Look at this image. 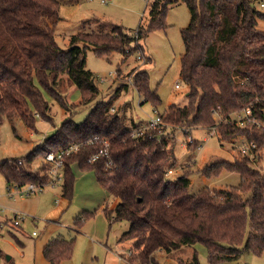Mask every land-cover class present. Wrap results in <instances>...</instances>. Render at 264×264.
I'll list each match as a JSON object with an SVG mask.
<instances>
[{
    "label": "trees",
    "instance_id": "1",
    "mask_svg": "<svg viewBox=\"0 0 264 264\" xmlns=\"http://www.w3.org/2000/svg\"><path fill=\"white\" fill-rule=\"evenodd\" d=\"M183 1L191 12L189 24L182 29L181 78L188 87L186 105L170 104L162 126L133 136L125 116L111 112L115 96L128 88L129 83H124L114 97L97 101L83 122L74 120L69 107L61 125L29 156L0 162L9 186L47 184L51 168L47 153L80 144L65 158L62 194L72 196V164L95 170L100 184L119 199L115 207L105 208L110 223H129L118 241L131 244L126 257L131 264H164L160 253L170 256L198 243L205 245L210 264H228L245 251L264 254V176L249 165L248 155L245 161L222 160L202 169L207 177L216 175V170L220 174L222 168L239 173V185L229 190L205 187L191 193L187 174L166 175L177 165L174 147L169 148L167 141L169 125L181 126L185 133L190 127L212 128L218 114L226 120L219 130L229 138L241 130L232 121L239 110L250 107L264 120V31L258 27L264 11L255 0ZM168 2L154 0L151 29L164 26ZM60 4L59 0H0V126L5 119L20 118L36 129V116L52 121L45 92L67 103L60 89L65 79L80 90L79 105H88L99 88L86 66L87 48L92 45L101 55L124 52L127 46L132 50L131 44L150 31L140 28L137 37L136 32L126 34L120 26L115 27L119 33L82 31L64 50L55 38ZM136 73L134 86L145 96L144 101L157 105L161 99L150 88L147 71ZM247 137L259 150L264 130L252 135L247 132ZM102 150L96 160H90ZM35 162L37 166L29 168ZM83 220L80 215L74 223L82 225ZM74 246V238L56 237L46 244L43 254L52 264H60L73 256ZM181 262L200 264L195 252L191 260Z\"/></svg>",
    "mask_w": 264,
    "mask_h": 264
},
{
    "label": "rangeland",
    "instance_id": "2",
    "mask_svg": "<svg viewBox=\"0 0 264 264\" xmlns=\"http://www.w3.org/2000/svg\"><path fill=\"white\" fill-rule=\"evenodd\" d=\"M59 1L61 19L56 26L55 38L64 50L70 48L72 37L82 31L119 33V30H115L117 26L126 34L136 32L137 36L140 28L150 31L145 37L131 44L133 51L127 46L124 52L113 51L108 55H101L92 45L87 48L86 66L94 73L99 88L97 97L88 105H79L80 90L65 79L60 89L63 100L67 103L62 104L45 92L51 105L52 121L36 116V129H31L20 118L5 119L0 126V162L8 158L29 156L39 143L61 125L69 107L73 109L74 120L83 122L97 101L114 97L116 90L124 83H129L128 88H123L115 96L111 112L124 115L130 128L148 125L156 110L167 113L170 104L184 106L188 102V87L181 78V56L185 51L182 29L191 19L186 2L168 0L163 16L164 26L151 29L154 0ZM261 2L264 3V0H255L258 9L264 11ZM258 27L264 31V19L258 18ZM143 69L149 75L150 88L157 91L161 99L157 105L150 100L144 101L145 96L133 84L132 78L137 71ZM76 104L78 106L75 107ZM214 120L216 125L212 128L190 127L189 133H185L181 126L169 125L166 129L169 148L174 147L177 158V165L169 176L175 178L187 174L190 179L188 190L191 193H197L205 187H209L210 191L237 187L241 180L239 173L222 168L220 174L216 170V175L207 177L202 169L208 163L222 160L245 161L240 147L253 142L247 137V132L252 135L264 130V125L260 124L262 120L258 119L256 125L249 127L236 124L241 130L226 138L219 130V125L226 120L218 114H215ZM196 143L198 147L194 148ZM262 143L259 150L254 147L249 150V165L264 176V142ZM36 166L37 162L32 163L29 168L34 169ZM72 170L75 180L71 198L63 196L61 180L56 185H45L26 198L16 195V200H9L13 208L27 212L33 223L28 220L21 228L11 227L9 224L0 228V264H41L44 261L40 247L43 236L76 237L72 256L76 264H89L86 261L90 257V237L95 239L93 245L100 247V254L106 242L111 247L117 245L118 237L129 228V223L114 221L110 224L105 208L115 207L119 199L100 184L95 170L83 169L77 163L72 164ZM8 186L0 171V194L6 193ZM243 195L247 197L248 193ZM80 215L84 220L82 225H76L74 219ZM33 231L38 235L33 236ZM120 246L126 252L131 244L125 242ZM194 252L200 264H209L208 251L200 243L194 247H183L170 256L165 253H160L159 256L164 264H182L181 260H191ZM228 264H264V254L245 251L237 260Z\"/></svg>",
    "mask_w": 264,
    "mask_h": 264
},
{
    "label": "built area",
    "instance_id": "3",
    "mask_svg": "<svg viewBox=\"0 0 264 264\" xmlns=\"http://www.w3.org/2000/svg\"><path fill=\"white\" fill-rule=\"evenodd\" d=\"M261 6H264V3H260ZM137 36V34L135 35ZM155 115L153 116L152 120L149 122L148 125L140 126V127H134L132 129V135L133 136H139L144 133V131L151 127L156 126H162L163 125V113H159L157 110L155 111ZM258 119H261L260 124L264 125V120L262 118H258L253 114V111L250 107L244 108L242 110H239L234 115V121L237 125L242 127H249L251 125H256L259 121ZM251 147L256 148V145L254 142H252L248 146H242L241 151L244 153V155L249 156V150ZM80 148V144L74 143L70 145L67 149H63L58 152L50 151L46 155V160L51 163V168L49 170L50 179L47 182V184L56 185L58 181H63L64 178V165H65V158L67 155L77 151ZM104 151L102 150L99 154H94L90 158L91 161L96 160L100 154H102ZM250 157V156H249ZM251 158V157H250ZM173 170H169L167 172V176L172 173ZM46 184H35V183H28L22 186L18 185H12L8 187L7 194L8 196L15 197L18 195L19 197H27L31 194L35 193L38 190H41L42 187H44ZM0 214H8L7 219H4L0 222V227H2L4 224H9L11 227H19L22 223L26 222L28 219H30V215L22 210L19 209H12L9 210L8 207L0 203ZM32 219V218H31ZM34 234L37 232L34 231ZM130 255V251L128 253Z\"/></svg>",
    "mask_w": 264,
    "mask_h": 264
},
{
    "label": "crops",
    "instance_id": "4",
    "mask_svg": "<svg viewBox=\"0 0 264 264\" xmlns=\"http://www.w3.org/2000/svg\"><path fill=\"white\" fill-rule=\"evenodd\" d=\"M66 113H67V111H65V115H66ZM149 123V122H148ZM135 127H140V126H135ZM37 143H39V142H37ZM42 143V142H41ZM40 144V143H39ZM38 144V145H39ZM37 145V146H38ZM50 179V178H49ZM64 179V178H63ZM49 181V180H48ZM46 185H48V184H46ZM9 187V186H8ZM8 187H7V189H8ZM24 198H26V197H24ZM20 199H22V198H20ZM9 200H16V197H10V196H8V194H7V192L6 193H4V194H0V203H2L3 205H5L6 207H8L9 208V210H12V209H17V208H13V204L9 201ZM119 201V200H118ZM118 203V202H117ZM19 210H21V209H19ZM22 211H24V210H22ZM7 217H8V214H0V222L1 221H3L4 219H7ZM29 221L30 220H33V219H28ZM27 220V221H28ZM25 223V222H24ZM30 223H33V221H30ZM23 224V223H22ZM21 224V225H22ZM111 224V223H110ZM129 226V225H128ZM22 226H19V228H21ZM1 228V227H0ZM11 228V227H10ZM34 232V231H33ZM45 234H47L46 232H45ZM32 235L33 236H37L38 235V233H36V234H34V233H32ZM48 235V234H47ZM122 235V234H121ZM120 235V236H121ZM120 236L118 237V239H117V245L116 246H113V247H111V246H109L108 244H107V242L104 244L105 246H104V249H102L103 251H101V254H100V250L101 249H99L100 247H98L97 245H93V243L92 242H95V239L93 238V237H90V257L88 258V260L86 261V262H88L89 264H131V263H129V261L127 260V255H128V253H129V251H130V247H129V250L128 251H126L125 252V250H123L124 248L123 247H121L120 245L122 244V243H125V242H119L118 240H119V238H120ZM60 237H63V238H66V237H64V236H61L60 235ZM54 237H52V238H50V236H48L47 238H46V236H43V239L40 241V247H41V252H42V255H43V257H44V261H42L41 262V264H52L51 262H49L46 258H45V256H44V254H43V250H44V247L46 246V244L51 240V239H53ZM56 238V237H55ZM74 238V240L76 239V237H72V238H66V239H73ZM89 240V239H88ZM10 258V257H9ZM48 262H46V261ZM60 264H76L74 261H73V259H72V257L70 258V259H66V260H63V261H61V263ZM82 264H85V263H82ZM210 264V263H209Z\"/></svg>",
    "mask_w": 264,
    "mask_h": 264
}]
</instances>
